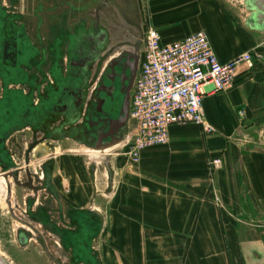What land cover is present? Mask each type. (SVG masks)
Listing matches in <instances>:
<instances>
[{"label":"crops","instance_id":"crops-1","mask_svg":"<svg viewBox=\"0 0 264 264\" xmlns=\"http://www.w3.org/2000/svg\"><path fill=\"white\" fill-rule=\"evenodd\" d=\"M55 1L42 34L58 31L66 15L71 24L83 4L91 15L95 3L123 2ZM134 1L143 30L151 24L168 42L204 31L224 63L256 46L264 51L262 0ZM204 112L217 133L174 125L169 143L143 150L134 167L122 159L114 207L104 215L113 244L104 264H250L251 257L264 264V244L259 251L253 238L264 234V62L241 67L233 87L206 96ZM216 158L223 165L213 170Z\"/></svg>","mask_w":264,"mask_h":264},{"label":"flooded vegetation","instance_id":"flooded-vegetation-1","mask_svg":"<svg viewBox=\"0 0 264 264\" xmlns=\"http://www.w3.org/2000/svg\"><path fill=\"white\" fill-rule=\"evenodd\" d=\"M89 6L45 35L39 27L51 29L55 0H0V176L19 222L17 246L0 247V264H104V213L66 199L55 156L60 143L102 152L126 138L129 126L112 124L144 30L134 0L95 3L91 15ZM124 24L134 29L128 40Z\"/></svg>","mask_w":264,"mask_h":264},{"label":"built area","instance_id":"built-area-1","mask_svg":"<svg viewBox=\"0 0 264 264\" xmlns=\"http://www.w3.org/2000/svg\"><path fill=\"white\" fill-rule=\"evenodd\" d=\"M261 46L245 52L229 62H221L208 34L197 31L182 40L168 42L160 30L148 25L144 30L141 58L131 93L129 130L121 143V155L138 164L143 150L170 141L174 125L195 123L205 133H217L204 112L206 96L233 87L239 69H253L264 62ZM244 117L245 112L239 111ZM223 160H212L213 170Z\"/></svg>","mask_w":264,"mask_h":264},{"label":"rangeland","instance_id":"rangeland-1","mask_svg":"<svg viewBox=\"0 0 264 264\" xmlns=\"http://www.w3.org/2000/svg\"><path fill=\"white\" fill-rule=\"evenodd\" d=\"M143 18L145 19L144 16ZM123 27L125 28L123 32H126L124 34L125 38L123 37V40H125L129 38L130 35L134 34V29L127 24H124ZM143 38L144 35L141 38L140 44L143 43ZM240 111L245 112V110ZM58 148V154L55 156V180L59 183L60 191L68 201H73L78 205L83 206L89 201H94L96 207L104 213L108 220V214L114 207V194L118 187V180L120 177L117 173L118 166L122 159H129L125 155H120L125 152L124 146L119 144L110 148L111 150L108 149L105 152H97L72 142H66L60 143ZM49 158H51L50 155L43 160L34 161L33 167L35 170L38 171L39 165ZM128 167H132L131 163H129ZM3 180L4 178L0 176V247L6 252L7 249H5V247L16 248L17 246V225L19 222L8 213V209L4 204L5 202L2 196L5 194V191L1 187L4 184ZM253 238L256 242L255 246H258L259 251H262L264 234H253ZM97 246L104 257V261V254L106 251L108 254L107 258L113 260V252L111 255L109 254L110 250L113 248V244L110 243L108 223L97 242ZM252 251L258 256L257 248L252 249ZM251 258L252 259L249 261L250 264H259L258 261L262 260V258H254V260L253 257Z\"/></svg>","mask_w":264,"mask_h":264},{"label":"water","instance_id":"water-1","mask_svg":"<svg viewBox=\"0 0 264 264\" xmlns=\"http://www.w3.org/2000/svg\"><path fill=\"white\" fill-rule=\"evenodd\" d=\"M261 4L264 5V0L261 1ZM139 64H140V56L136 58V61L134 65L131 67V79L129 82V86L125 90L124 93V99H123V105L121 109L120 117L113 122L112 127L118 128V129H126L129 120H130V104H131V93L135 84V80L137 78L138 70H139ZM124 141V139H120L116 141L113 146L107 148H113L119 144H121ZM107 149L102 150V152H105ZM0 258H3L2 254H0ZM6 264V262H5Z\"/></svg>","mask_w":264,"mask_h":264},{"label":"bare ground","instance_id":"bare-ground-1","mask_svg":"<svg viewBox=\"0 0 264 264\" xmlns=\"http://www.w3.org/2000/svg\"><path fill=\"white\" fill-rule=\"evenodd\" d=\"M129 126V125H128ZM108 150V149H107ZM109 150H111V149H109ZM98 152V151H97Z\"/></svg>","mask_w":264,"mask_h":264}]
</instances>
